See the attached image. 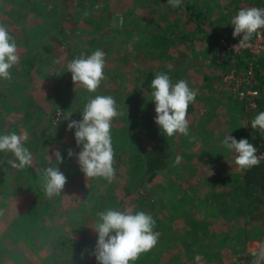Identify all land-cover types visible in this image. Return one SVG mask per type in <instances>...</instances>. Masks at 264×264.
I'll list each match as a JSON object with an SVG mask.
<instances>
[{
	"label": "rangeland",
	"instance_id": "rangeland-1",
	"mask_svg": "<svg viewBox=\"0 0 264 264\" xmlns=\"http://www.w3.org/2000/svg\"><path fill=\"white\" fill-rule=\"evenodd\" d=\"M185 2L195 4L194 10L200 8L199 17L207 14L209 20L219 18L215 28L224 27L223 34L232 31L230 21L238 10L231 5H216L217 0H184L177 8L171 7L167 0H82L78 3L75 0H0V24L15 39L19 56V63L10 69L12 79H0V134L27 135L25 147L33 156L30 167L17 169L10 163L14 160L13 154L0 152V210H3L0 264H97L90 255L97 234L90 227L97 219L96 213L108 208L144 211L156 221L154 231L160 234L157 245L141 254L135 264H184L185 257L188 264H255L251 252L264 245L259 240L264 235V194L252 184L254 192L247 195L241 188L240 193L220 196L223 203L219 206L213 207L212 202L210 207L201 205L203 198L196 192L198 185L187 189L184 187L187 180L178 178V174L172 175L170 168L163 169L168 163L169 150L172 149L169 155L175 162L181 154L178 151L186 154L179 149L180 144H189L190 140L181 134L167 137L160 130L154 122L153 90L139 86L143 68L161 70L173 84L188 78L186 74L193 77L191 72L205 73L209 75L208 83L219 84L223 66H217L224 53L217 42L219 37L216 41L207 37V24L203 26L205 30L195 35L178 34L179 31L189 34L183 16L187 11ZM152 32L167 33L171 39L164 53L156 58L149 54L150 49H156L144 45ZM206 38H212L210 46L215 44L211 56L207 54V42L202 45ZM95 50L105 53V79L96 93H88L75 88L67 64ZM257 70L258 76L264 79V58L258 60ZM187 83L193 89L190 79ZM95 95L114 97L118 111L123 113L112 121L115 175L111 183L103 178H86L75 156L67 155L69 148L75 152L80 148L75 144L74 130H67L68 121L63 117L72 113V119H81L84 105ZM231 98L232 105L238 106ZM244 112L241 118L247 121L238 125L240 131L234 132L238 133L237 140L246 138L257 147L261 160L264 131L253 130L250 124L259 109ZM187 119L189 130L197 129L194 131L198 134L201 125L194 122L196 119L189 116ZM221 125L224 127L225 122ZM160 131L168 141L166 164L145 174L139 173L131 165L130 157L151 144ZM56 150L64 157L58 167L67 183L61 195L48 198L42 187V170L55 166L53 152ZM191 150L197 151L192 147L190 154H193ZM219 154L230 155L232 178L239 173L238 181H241L243 170L235 165V154L223 147ZM172 176L176 179H171ZM172 218L191 220L196 226L187 223L190 234L198 236L197 231L202 232L200 240L191 237V241L201 243H190V237L186 239L190 244L169 240V234L164 232L173 223L171 235L175 233L176 221H170ZM217 219L225 225L224 242H220L216 233L204 234L209 227L202 222ZM158 220L165 231L158 229ZM214 238L219 241L213 242Z\"/></svg>",
	"mask_w": 264,
	"mask_h": 264
},
{
	"label": "clouds",
	"instance_id": "clouds-1",
	"mask_svg": "<svg viewBox=\"0 0 264 264\" xmlns=\"http://www.w3.org/2000/svg\"><path fill=\"white\" fill-rule=\"evenodd\" d=\"M184 0H167L173 7H181ZM233 38L242 37L233 49L244 48L253 35H264V8H241L231 19ZM19 63L17 44L8 29L0 24V79L11 80L10 69ZM105 53L95 50L91 55H80L67 64V71L76 87L88 93H96L105 79ZM152 100L155 102L154 122L167 136L189 134L188 108L196 99V91L181 79L172 83L166 73H157L151 81ZM123 113L118 111L114 97L110 95H95L84 105L79 120L72 119V113L63 117L67 120V130H74V139L79 152L69 148V158L75 156L80 171L86 178H103L109 183L114 178V149L112 146V121ZM253 130L264 131V111L259 112L250 122ZM247 126V125H246ZM27 135H17L15 132L0 134V152H11L14 160L11 166L24 169L32 165L33 156L25 142ZM222 145L235 154L234 163L240 170H247L260 163L258 149L246 138L237 140L226 135ZM55 166L42 170V187L48 198L61 195L67 183V178L58 165L64 157L59 150L53 152ZM51 158V157H50ZM52 160V159H51ZM181 157L177 156L175 163L179 164ZM212 174V173H211ZM210 174V175H211ZM3 215V210H0ZM97 219L90 227L97 239L90 255L95 257L97 264H135L141 254L151 251L158 242L159 232L154 231L156 221L144 212H133L131 208L123 210L108 208L96 213ZM87 251V250H86ZM251 255L255 264H264V245L255 248ZM200 257L197 256V260Z\"/></svg>",
	"mask_w": 264,
	"mask_h": 264
},
{
	"label": "crops",
	"instance_id": "crops-1",
	"mask_svg": "<svg viewBox=\"0 0 264 264\" xmlns=\"http://www.w3.org/2000/svg\"><path fill=\"white\" fill-rule=\"evenodd\" d=\"M262 1L263 0H217L216 5H219V6L225 5L224 7L231 5L233 9L239 11L241 8H249V7H254V5H257V4L259 5ZM220 2H223V4H221ZM206 3L207 1H205L202 4V6H204V4ZM190 4H191L192 11L198 12V14L200 15V10H199L200 8H198V10H194L195 4L193 3H190ZM197 18L201 19L202 16L201 17L198 16ZM202 20H203L202 27H200L199 30H202V31L205 30L206 27H203V26L207 24V27L209 30V31H206V32H209L207 37L210 36L214 38L213 40H215L217 39V37L221 36V34L225 32V31L222 32L223 31L222 29L224 27L222 28L220 27L217 29L215 28L217 26V22L220 20L219 18L217 19L214 18V19L209 20L206 14V15H203ZM220 32L222 33L220 34ZM218 33L220 35H218ZM212 38H209V40H211ZM209 40L208 38L204 39V41H202V45H203V42L205 41L207 42V44H205V47L206 49H208L207 51L208 56H211L213 54V52H211V49H212V46H214L215 44H212V46H210L209 43L211 41L209 42ZM213 42L214 41H212V43ZM221 49H222V53L223 52L224 53H223V56L220 57V59L222 58V61H219L217 67L222 68L223 66V70H225L230 66L229 54L226 52L224 47H222ZM263 58L264 56L256 57L255 59L256 66H257L258 60L260 62V59H263ZM191 74H193V77H190V73H189V74H186V77L188 78H183V80L187 82V80L190 79V84L194 85L193 89L196 91L197 95H196L195 101L189 105L187 116L191 117L193 120L196 119L194 120V122L199 123L201 125L200 128H198L200 129V131L197 134V131H194L197 129H191L192 131L189 130V134L186 136L190 140L189 144H180L181 146H179V149H183L184 151H186L185 155L183 151L181 152L178 151L179 153H181L180 156H182L180 160V162H182L180 171L178 172V164L173 166L175 163L174 159L170 158L169 154L170 152H172V149L169 150L170 152H168V157H167L168 163L166 166L163 167V169L170 168L172 170V175L178 174L177 175L178 178L187 180L184 186L187 189H189V187L192 185L194 188L196 187L195 185H198L196 192L197 194L200 193V196L203 198L201 205L208 206L210 202H212V205L214 207L215 205L219 206L221 203H223L222 202L223 199L220 198V196L222 195L228 196L229 194H232L235 191L240 193L241 188L244 190V193L246 195L250 192H254V189L251 186L252 184H249V185L245 184L243 178L241 180L242 182L238 181L241 178V176H239V173H237L234 176V178H232L234 172H230L229 164L233 160L229 162L228 159H230L229 158L230 155L219 154L220 148L223 147L222 145L223 138L230 133V135L238 139V133H235L234 130L240 131V128L238 125H242L241 123H244L247 120L246 119L244 120L243 118H241V113L243 112V110H242L240 101H238L235 97L231 96L226 86L222 85L220 81H218L219 84L215 86V85L208 83L209 75L205 73H202L201 75H199V74H195V72H191ZM176 78L178 79V76H176ZM221 85L225 89L219 88V86ZM257 86L259 89H261L260 90L261 97L258 100V108H257L259 109V112H261V111H264V79H262L261 75L258 76ZM230 97H232L231 99L233 101L237 102L238 106L232 105L230 101ZM222 121L225 122L224 127H222L221 125ZM191 126H192V123H191ZM192 147L194 149H197V151L191 150L193 154H190L189 149ZM170 163L171 165H169ZM196 164L199 169L196 167ZM223 164L226 165L227 167L225 168L224 166H222ZM173 178L176 179L174 176H172L171 179ZM230 178H232L231 181H229ZM235 179H236V182L234 184ZM185 188L182 187L181 188L182 191H184ZM261 192H262L261 194H264V191H261ZM219 209L224 210V208H219ZM170 221H176L175 223L176 231L172 235L171 233L173 232L174 224L170 223L169 228L165 231V228L162 226V222L158 220L159 227H160L158 229L160 231H165L164 233H168L169 240L170 239L174 240L173 242H182V241L188 242L189 241L190 243H194V244L196 242L197 245L198 243L199 244L201 243L200 241L198 242L197 241L194 242L193 240L191 241V237H194L200 240L199 237L202 234L200 230L197 231L199 232L198 236L194 235L193 233L190 234V230L186 229L187 227L189 228V226H187V223L194 225L191 220H189L188 218H183L182 220H179L177 218L176 219L172 218ZM202 223H205L206 227H209L208 229L204 231V234L205 233L206 234L216 233V235L219 236L218 238H220V242H224L227 239L226 229L224 228L225 225H223L221 220L217 219V221L215 222H211L210 220H205ZM162 227L164 228L163 230H162ZM211 227H214V228L211 229ZM184 234L186 235H185V238L183 239L182 235ZM172 236L173 238H171ZM188 237H190V240L188 239V241H186ZM218 238H214L213 242L219 241ZM259 240L261 242L262 241L264 242V235L260 236ZM171 253L174 255V251L170 250V254ZM217 255L219 256V254ZM184 259H185L184 264H188L187 257H185Z\"/></svg>",
	"mask_w": 264,
	"mask_h": 264
},
{
	"label": "trees",
	"instance_id": "trees-1",
	"mask_svg": "<svg viewBox=\"0 0 264 264\" xmlns=\"http://www.w3.org/2000/svg\"><path fill=\"white\" fill-rule=\"evenodd\" d=\"M66 2H73L74 0H64ZM82 0H75V3L81 2ZM187 11L183 14L184 22L186 23V28L189 30V34L179 31L178 34L181 37H186L188 35H195L199 28L202 27V18H197L199 16L198 12H194L191 9V4L185 2ZM197 19V20H195ZM167 41L171 39L167 36V33H150L148 38L144 41V45L147 48H155L156 50L150 49L149 54L154 58L159 57L164 53L163 51L167 47ZM147 51V49H146ZM161 70L143 68L140 70L142 75L139 81V86L145 90L151 89V81L154 79L157 73ZM231 95V94H230ZM168 141L166 140L164 134L160 131L158 137L147 147L143 148L138 154L130 157L131 165L134 164V169H139V173L145 174L151 170L159 169L166 164V154H167ZM245 184H255L257 188L264 191V159L260 160L257 166L250 169L244 170L242 174Z\"/></svg>",
	"mask_w": 264,
	"mask_h": 264
},
{
	"label": "built area",
	"instance_id": "built-area-1",
	"mask_svg": "<svg viewBox=\"0 0 264 264\" xmlns=\"http://www.w3.org/2000/svg\"><path fill=\"white\" fill-rule=\"evenodd\" d=\"M254 7L264 8V0ZM232 33L233 29L219 36L217 40L229 54L230 63L227 69L220 71V82L240 101L243 111H254L258 107L261 92L257 86L258 70L255 59L257 56H264V35H253L246 47L233 49L242 37L233 38Z\"/></svg>",
	"mask_w": 264,
	"mask_h": 264
}]
</instances>
